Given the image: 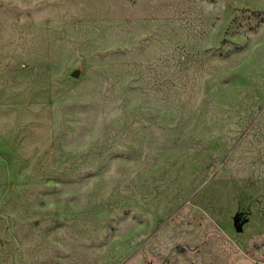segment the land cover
I'll use <instances>...</instances> for the list:
<instances>
[{"label": "rangeland", "instance_id": "374dc122", "mask_svg": "<svg viewBox=\"0 0 264 264\" xmlns=\"http://www.w3.org/2000/svg\"><path fill=\"white\" fill-rule=\"evenodd\" d=\"M0 264H264V0H0Z\"/></svg>", "mask_w": 264, "mask_h": 264}, {"label": "water", "instance_id": "95a60500", "mask_svg": "<svg viewBox=\"0 0 264 264\" xmlns=\"http://www.w3.org/2000/svg\"><path fill=\"white\" fill-rule=\"evenodd\" d=\"M73 76H74L75 78H77V77L79 76V72H78V71H75V72L73 73Z\"/></svg>", "mask_w": 264, "mask_h": 264}]
</instances>
